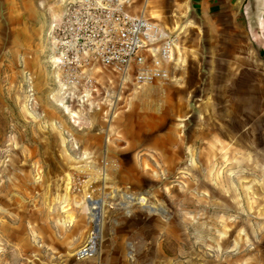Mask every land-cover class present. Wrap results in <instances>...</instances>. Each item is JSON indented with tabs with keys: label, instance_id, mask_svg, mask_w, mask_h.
<instances>
[{
	"label": "rangeland",
	"instance_id": "1",
	"mask_svg": "<svg viewBox=\"0 0 264 264\" xmlns=\"http://www.w3.org/2000/svg\"><path fill=\"white\" fill-rule=\"evenodd\" d=\"M62 1L0 0V264H264V55L245 28L128 1L176 39L168 79L136 85L55 64Z\"/></svg>",
	"mask_w": 264,
	"mask_h": 264
},
{
	"label": "built area",
	"instance_id": "2",
	"mask_svg": "<svg viewBox=\"0 0 264 264\" xmlns=\"http://www.w3.org/2000/svg\"><path fill=\"white\" fill-rule=\"evenodd\" d=\"M127 0H65L48 26L55 64L83 71L97 62L120 81L136 85L168 79L175 36L160 23L128 10ZM83 81L90 84V79ZM95 232L76 251V258L94 254Z\"/></svg>",
	"mask_w": 264,
	"mask_h": 264
},
{
	"label": "crops",
	"instance_id": "3",
	"mask_svg": "<svg viewBox=\"0 0 264 264\" xmlns=\"http://www.w3.org/2000/svg\"><path fill=\"white\" fill-rule=\"evenodd\" d=\"M131 0H127V3ZM64 2V1H62ZM244 0H193L192 3L197 9L196 18L200 20V25L208 29L218 31L243 29L244 22L240 13V8ZM128 10L130 5L126 4ZM132 13L137 14L134 11ZM22 17V16H21ZM130 80L126 78L124 81Z\"/></svg>",
	"mask_w": 264,
	"mask_h": 264
},
{
	"label": "water",
	"instance_id": "4",
	"mask_svg": "<svg viewBox=\"0 0 264 264\" xmlns=\"http://www.w3.org/2000/svg\"><path fill=\"white\" fill-rule=\"evenodd\" d=\"M240 13L254 51L264 55V0H244Z\"/></svg>",
	"mask_w": 264,
	"mask_h": 264
},
{
	"label": "bare ground",
	"instance_id": "5",
	"mask_svg": "<svg viewBox=\"0 0 264 264\" xmlns=\"http://www.w3.org/2000/svg\"><path fill=\"white\" fill-rule=\"evenodd\" d=\"M90 204H91V206H90L89 212H90V215L92 217V221L94 223L93 231L96 232L97 229H98V227H97L98 225L97 224L99 222L100 205H99L98 201H93Z\"/></svg>",
	"mask_w": 264,
	"mask_h": 264
},
{
	"label": "trees",
	"instance_id": "6",
	"mask_svg": "<svg viewBox=\"0 0 264 264\" xmlns=\"http://www.w3.org/2000/svg\"><path fill=\"white\" fill-rule=\"evenodd\" d=\"M260 55H263V52H260ZM263 59H264V57H263Z\"/></svg>",
	"mask_w": 264,
	"mask_h": 264
}]
</instances>
